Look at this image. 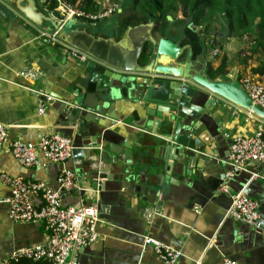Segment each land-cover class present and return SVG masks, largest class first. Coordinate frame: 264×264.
Returning a JSON list of instances; mask_svg holds the SVG:
<instances>
[{
  "label": "crops",
  "instance_id": "crops-1",
  "mask_svg": "<svg viewBox=\"0 0 264 264\" xmlns=\"http://www.w3.org/2000/svg\"><path fill=\"white\" fill-rule=\"evenodd\" d=\"M22 1L24 4L27 1L36 2ZM112 1L95 0L97 7L86 10L96 11L98 2L109 4ZM55 8V0H37V10L51 12ZM120 12L116 11L96 21L75 19L79 27L85 26L87 30L106 37H116L127 21L122 20ZM48 25V22L43 27L34 24L17 12L9 0H0V123L6 126L9 140L37 143L44 135L58 132L59 113L48 100L73 95L72 92L81 86L78 78L84 71V59L76 60L71 54L72 47L61 44L53 35L45 33L44 28ZM180 30L173 27L167 30L168 34H164L181 44L184 35ZM151 32L154 37H159L158 28L155 30L154 27ZM236 38L226 37L224 32L218 42L225 46L223 43L226 39ZM209 42H206L205 47ZM238 51L239 44L227 57L223 68L227 71L225 74L218 68L221 60L206 55L209 74L212 77L219 75L224 80H240L250 75L264 84V73L259 75L252 72V67L256 65L255 57L237 56ZM249 54L246 53V56ZM114 80L109 85L115 99L114 111L111 113L117 116L113 133L136 149L129 160H135L131 167L137 170L123 166L105 189L90 193L89 197L98 203L99 208L100 220L96 226L98 237L78 253V264H161L152 246H143L146 235L180 250L181 256L175 264H225V259L234 260L237 264H264V233L257 236L235 225V222L243 221L234 219L228 210L232 204L231 195L237 192L229 194L222 189L225 165H222L223 160H217L228 153L230 159L232 137L237 134L252 135L259 126H264V119L215 96V103L205 113L209 130L204 128V131L220 134L216 136L220 139V145L211 141V151H207L211 155L206 157L209 163L197 167L187 165L191 173L184 176L174 172L176 166L181 170V164L170 160L173 164L171 169L160 168L153 174L145 166L152 160L158 161L154 156V146L164 144L162 136L165 131L155 121V117L145 115V110L134 98V80ZM83 91L80 87L79 92ZM174 113L170 110L162 115L168 118ZM176 116L181 117L184 128L187 120L185 115L177 113ZM150 127L154 133L148 132ZM108 145L102 141V147ZM96 154H99V149L86 152L90 157ZM38 160L35 166H24L12 155L9 147L3 145L0 148V196L7 197L11 193L2 174L57 186V178L62 170L60 164L51 162L41 152L38 153ZM72 160L69 158L64 163L76 172L77 180V164H81L85 174L88 163L85 159L78 163ZM242 170L264 171V163L247 161ZM148 208H156L158 212L147 218L145 212ZM48 238L49 232L42 221L12 220L8 205L0 203V258L9 256L18 248L44 244ZM27 260L21 259L16 264H46L44 259Z\"/></svg>",
  "mask_w": 264,
  "mask_h": 264
},
{
  "label": "water",
  "instance_id": "water-1",
  "mask_svg": "<svg viewBox=\"0 0 264 264\" xmlns=\"http://www.w3.org/2000/svg\"><path fill=\"white\" fill-rule=\"evenodd\" d=\"M9 2L17 12L34 24L43 27V24L48 22L49 25L44 28L45 33L53 35L61 44L85 55L82 62L84 71L78 78L80 87L85 91L79 92L80 87H77L72 92L73 95L48 100L51 107L59 113L58 132L73 141L72 161L78 163L85 159L88 163L85 174L81 164H77L79 176L74 184L50 186L59 191L64 206L98 208V203L89 197L90 193L105 189L107 183L113 180L123 166L137 170L131 167L135 160H129L136 149L113 133L117 116L111 113L114 111L115 99L113 100L109 85L113 84L115 78L122 81L129 78L134 80V98L145 110V115L155 117V121L160 123L165 131L162 136L164 144L158 143L154 146V156L158 161L152 160L145 166L153 174L160 168L171 169L173 164L170 160L181 164V170L176 166L174 172L184 176L191 173L187 165L197 167L207 164L206 157L211 155L210 152L207 153L211 151V141L214 140L216 145H220V139L216 137L220 134L213 135L204 131V128L209 130L205 113L215 103V96L246 108L264 119V109L253 102L239 80H224L219 75L212 77L209 74L206 60V55L211 52L209 48L194 57L188 44L181 45L162 32L157 34L159 37H154L151 31L157 23L151 19L142 20L136 25L128 24L116 37H106L87 30L85 26L79 27L80 24L75 18L65 19L55 10H37V0H34V4L29 1L24 4L22 0ZM167 19L172 20V17L168 15ZM190 27L195 28L198 33L202 32L201 27L192 23ZM218 28L219 25L214 23L213 37L217 43L220 33ZM201 38L204 39V36ZM73 58L80 59L78 56ZM170 110L175 112L170 117L162 115ZM177 113L184 114L187 119L184 128L181 117L176 116ZM175 119H178V122H175ZM148 132L154 133V130L150 127ZM102 141L109 144L106 149L102 147ZM91 149H99V154L94 157L87 156L86 152ZM114 155H117V158H114ZM217 160H223L224 174L231 171L229 153L219 156ZM59 164L62 170L67 168L64 162ZM254 174L257 176L253 177ZM263 177L264 171L241 169L225 181L229 194L242 191L258 201L261 219L259 228L249 227L244 221L235 222L242 231L252 232L257 236L264 233ZM161 262L164 264L162 260Z\"/></svg>",
  "mask_w": 264,
  "mask_h": 264
},
{
  "label": "built area",
  "instance_id": "built-area-1",
  "mask_svg": "<svg viewBox=\"0 0 264 264\" xmlns=\"http://www.w3.org/2000/svg\"><path fill=\"white\" fill-rule=\"evenodd\" d=\"M55 3V10L65 19L85 18L96 21L116 12L119 8L114 1L109 4L98 2L99 7L96 11H85L80 5L72 4L68 0H55ZM219 53H221L220 48L213 50L214 55ZM71 54L73 57L85 58L83 53L74 48L71 49ZM239 81L253 102L264 109V84L250 75L243 76ZM40 111H43V106ZM5 144L18 162L27 167L39 163V152L51 162L63 163L71 158L73 150L72 139L59 132L44 135L37 143L20 139L9 140L6 126L0 123V148ZM230 160L232 169L222 177L224 181L222 189L225 191H228L225 181L235 171L244 169L247 161L264 163V126H259L252 135L233 136L230 140ZM2 179L11 188L9 196H0V203L8 205L10 218L15 221H42L49 232V238L44 244L14 250L9 256L0 258V264H16L24 258L44 259L48 264H78L79 251L98 237L96 231L100 220L98 208L64 206L59 191L40 180L25 179L10 174H2ZM75 180L76 172L67 168L61 170L57 178L61 187L74 184ZM231 198L232 204L228 214L236 220L259 228L261 219L258 201L242 191L232 194ZM157 212L156 208H148L145 214L147 218H151ZM143 246H152L164 264H175L181 256L180 250L151 236L144 237ZM225 264L237 263L225 259Z\"/></svg>",
  "mask_w": 264,
  "mask_h": 264
},
{
  "label": "trees",
  "instance_id": "trees-1",
  "mask_svg": "<svg viewBox=\"0 0 264 264\" xmlns=\"http://www.w3.org/2000/svg\"><path fill=\"white\" fill-rule=\"evenodd\" d=\"M54 1V0H53ZM86 9L97 7L95 0H68ZM121 9L122 20L137 24L140 21L155 20L162 24L165 32L171 28L182 29L185 40L181 44H188L193 56L200 55L205 50L207 41L212 47L223 49L222 44L213 37L214 23L226 32V37L236 36L242 41L238 55L254 58L256 65L252 72L264 73V0H117ZM56 4V3H55ZM54 6V4H52ZM170 15L172 20H168ZM202 28L198 33L190 24ZM126 24V23H125ZM202 35L204 39H202ZM214 43H216V46ZM244 55H242V53ZM246 53H250L246 56ZM226 55L220 58L218 66L225 74ZM222 74V73H221ZM223 75V74H222ZM27 259V258H24ZM27 261H31L28 259ZM48 264L47 261H45Z\"/></svg>",
  "mask_w": 264,
  "mask_h": 264
},
{
  "label": "rangeland",
  "instance_id": "rangeland-1",
  "mask_svg": "<svg viewBox=\"0 0 264 264\" xmlns=\"http://www.w3.org/2000/svg\"><path fill=\"white\" fill-rule=\"evenodd\" d=\"M117 5L119 4L117 0H113ZM120 8L117 9V11H119ZM225 46L226 49H221V53L217 54V55H214L213 52L211 51L209 56L212 57V59H220L222 56L226 55L227 56H230V52H232V50L239 44V47H242L243 46V43L242 41H240V43L238 42L237 38L236 39H226V41L223 43ZM228 48V49H227ZM240 50V48H239ZM240 52V51H238ZM208 57V56H207Z\"/></svg>",
  "mask_w": 264,
  "mask_h": 264
},
{
  "label": "flooded vegetation",
  "instance_id": "flooded-vegetation-1",
  "mask_svg": "<svg viewBox=\"0 0 264 264\" xmlns=\"http://www.w3.org/2000/svg\"><path fill=\"white\" fill-rule=\"evenodd\" d=\"M152 21H154V22H156L159 26L157 27V24L155 25V30L158 28V34L160 33V32H162L163 34L165 33V34H168V33H166L165 32V30H164V28L162 27V24L160 23V22H157V21H155V20H152ZM126 23V24H125ZM124 23V25L125 26H123V28H125L127 25H128V22L126 21ZM218 30H219V37H220V35H222V34H224V32L223 31H221L219 28H218ZM181 32H182V34L184 35V33H183V30H180ZM164 34V35H165ZM212 35H213V33H212ZM167 36V35H166ZM184 39L183 40H185L186 38H185V35H184V37H183ZM183 45H185V44H183ZM190 47V46H189ZM206 49H210L212 52H213V50L215 49V46L214 47H212V43L211 42H209L207 45H206ZM210 53H208L207 54V56L209 55Z\"/></svg>",
  "mask_w": 264,
  "mask_h": 264
}]
</instances>
